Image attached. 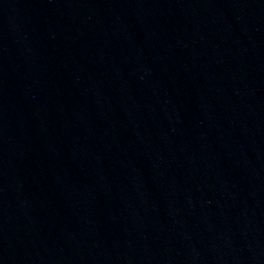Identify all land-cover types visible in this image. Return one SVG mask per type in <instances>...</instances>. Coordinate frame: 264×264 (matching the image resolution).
I'll return each mask as SVG.
<instances>
[{
  "label": "water",
  "instance_id": "water-1",
  "mask_svg": "<svg viewBox=\"0 0 264 264\" xmlns=\"http://www.w3.org/2000/svg\"><path fill=\"white\" fill-rule=\"evenodd\" d=\"M0 264H264V0H0Z\"/></svg>",
  "mask_w": 264,
  "mask_h": 264
}]
</instances>
